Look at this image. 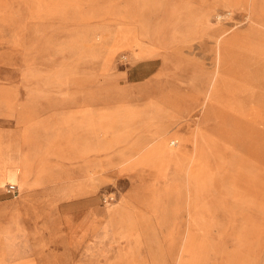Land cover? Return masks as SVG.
<instances>
[{
  "label": "rangeland",
  "instance_id": "1",
  "mask_svg": "<svg viewBox=\"0 0 264 264\" xmlns=\"http://www.w3.org/2000/svg\"><path fill=\"white\" fill-rule=\"evenodd\" d=\"M66 131L113 168L57 155ZM162 134L179 159L157 180L159 156L131 164ZM196 136L188 176L177 166L196 149L177 148ZM19 155L33 166L26 179L12 171ZM0 156L14 199L40 171L39 186H78L74 197L38 193L62 209L11 240L16 260L264 264V229L241 228L264 224V0H0ZM89 167L98 173L86 177ZM151 186L165 190L167 227L156 226ZM188 209L213 225L188 228ZM124 210L137 228L121 223Z\"/></svg>",
  "mask_w": 264,
  "mask_h": 264
},
{
  "label": "bare ground",
  "instance_id": "2",
  "mask_svg": "<svg viewBox=\"0 0 264 264\" xmlns=\"http://www.w3.org/2000/svg\"><path fill=\"white\" fill-rule=\"evenodd\" d=\"M140 54H141V52H139L137 54L134 53V56L139 57V56H141ZM216 81H217V79H216ZM215 86H216V82L214 84V88H215ZM162 136H164V134H162L161 136L159 135V136L155 137V139L153 141H151V143H150L151 145H149V147H148V145H145V146L141 147V149H145V148H148V149H145V151H143V153L141 154L140 159H137L135 162H133L131 164V165H134L135 163H138V161L139 162H147V161H150L153 158V156H159L160 159L164 160L163 163L166 162V164H164L162 166L160 165L159 168H157L156 170H153V172H151V174H155L156 175V179L157 180H160V179H162L165 176V170H167L168 167H175L174 165L173 166L167 165L168 163L177 162V160L179 159V156H178L179 153L175 152V149L169 148V145L167 146V142H168L167 141L168 140L167 136H164V138ZM199 141L197 140V136L194 139V142H193V140L191 142V141H188V139H184L183 141L181 140V146H179L177 148V150H179V151H181L183 148H188L189 149V147H191V146H192V148L196 149L195 151L192 150V151L189 152L190 160L189 161L186 160V165L185 166H177V167H184L186 169L187 173H188V176L191 175L192 170L196 169V166H197L196 164L200 160V154H202V153H199L200 152L199 151V145H202L201 141L200 142ZM24 142H26V139H25ZM175 142L178 143L179 141L178 142L174 141V143ZM55 146L58 147L57 155H60L63 158L65 157V160L74 161V162L83 161V164H93L92 167L93 166L97 167L98 168V172H104L105 170L113 168L112 166L110 167V165H108L107 163H105L103 161L93 162L91 160L90 155L86 154L82 149L73 157L72 153L74 152V149L77 147V145H75L74 142H72V140H70L69 138H66V137L62 138L60 140V142H57V144H55ZM139 151H141V150L139 149ZM139 151H137V152H139ZM0 157H2V156H0ZM128 161L129 160H124L123 163L124 162H128ZM2 162H4V161H2ZM98 162H99V164H102V162H103V164L105 163L106 167L103 166V165L101 167H99V165L95 164V163H98ZM6 163H8V162H6ZM189 164L191 165L190 168H188L190 166ZM20 166H21L20 167V173H21L22 179H26L27 177L32 175L31 172H33V170L30 172V169H31V166H32V163L30 161H27L26 159H22ZM91 168L90 167L88 168L89 171H88L86 177H89L90 175L98 173V172H94L93 174H91L90 173V169ZM34 174L35 173H33V176H34ZM43 174L44 173L42 171H40L38 173V175L36 177H34L33 182L31 184L32 187H38L39 186L38 179L41 176H44ZM166 184H168V183H166ZM147 192L151 193L153 195V197L155 198L154 217H155L156 226L159 225L161 227H167L168 224H169L167 216L169 215L168 213L171 212V210L168 209L169 203L167 201H165L162 198V196H161L162 192L164 193L165 190L164 189H160L159 187H157V189H155L154 187L151 186L150 189L147 190ZM106 212L110 213L108 208H107ZM126 213H127V210H124V212H120L119 213L118 217L121 220V223L126 222V221L129 220L128 230L137 228V226H136L135 222L133 221V219L130 216H127ZM193 213L190 210L188 211V218H187L188 220L186 222L188 224V228L195 227V228L198 229V228H200L203 225H205L206 228H210L213 225V223H208L203 218H199V219L197 218L196 219L195 218L196 216H194ZM113 219H114V217L110 216V220H113ZM242 225H243V226H241L242 230H246V229H248V230L264 229V224L256 223V222H253L251 220H247L246 223H242ZM119 226H120V223L117 224L118 228H119ZM236 226H237V223L235 225V228H236ZM1 238L2 237L0 235V241H1ZM255 240H257V239L253 238V243L255 242ZM92 253H93V250H91L90 248L87 249V254L88 255H91ZM2 254H3V252H2ZM104 263H105V261H104ZM174 264H183V263L179 261V262H175Z\"/></svg>",
  "mask_w": 264,
  "mask_h": 264
},
{
  "label": "crops",
  "instance_id": "3",
  "mask_svg": "<svg viewBox=\"0 0 264 264\" xmlns=\"http://www.w3.org/2000/svg\"><path fill=\"white\" fill-rule=\"evenodd\" d=\"M29 108H36L34 105L30 106ZM9 116V115H8ZM13 117V115H12ZM17 119V117H15ZM48 125H58L59 128L64 129L61 126V123L59 121L55 122H47ZM65 130V129H64ZM69 135L70 140L74 142L75 145H77L78 148L82 149L86 154L92 155L87 149L83 147H79L77 140L74 138V136L69 132L66 131ZM20 138V137H19ZM39 152L38 154H40ZM36 153L33 154L35 156ZM22 157V153H21ZM110 167L111 163H109L107 160H101ZM17 167L16 171H13V174L17 173L20 169L21 164V158L19 155V159L17 161ZM112 169V168H110ZM1 171V170H0ZM12 182L15 185H19L18 181L12 180V181H5L3 183H0V215H3L4 217V223L7 225V228H0V235L2 240V249L0 248V264H34V259L31 257L21 258L17 260L16 254L9 252L10 251V243L11 240L15 238V236H18V238L23 237L25 234H32L36 229V222L37 219L44 218L48 213H51L55 210L61 211L62 207L61 204L62 201H57L55 199L43 197V196H37L38 193L43 192L47 193L49 195H54L61 198H68V197H74L76 193L78 192V186L76 185L77 182L74 180L70 181H60L56 183H51L44 186H38V187H31L24 189L22 186V194L18 198H8L7 194L5 193L6 187ZM6 183H9L5 185ZM125 208V207H124ZM19 217L20 222L23 224L22 230H19L17 228V218ZM9 219V220H8ZM29 222L30 227H25L26 223ZM36 247L38 251H40L42 242L36 240ZM3 252V254H2ZM4 256V257H3ZM48 262H52L49 258L46 259ZM33 261V262H32Z\"/></svg>",
  "mask_w": 264,
  "mask_h": 264
},
{
  "label": "built area",
  "instance_id": "4",
  "mask_svg": "<svg viewBox=\"0 0 264 264\" xmlns=\"http://www.w3.org/2000/svg\"><path fill=\"white\" fill-rule=\"evenodd\" d=\"M5 193L14 198L18 194V188L15 185L9 184L5 189Z\"/></svg>",
  "mask_w": 264,
  "mask_h": 264
}]
</instances>
